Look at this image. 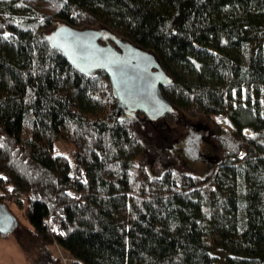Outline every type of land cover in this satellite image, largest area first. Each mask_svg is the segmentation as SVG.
Wrapping results in <instances>:
<instances>
[{"label": "trees", "instance_id": "trees-1", "mask_svg": "<svg viewBox=\"0 0 264 264\" xmlns=\"http://www.w3.org/2000/svg\"><path fill=\"white\" fill-rule=\"evenodd\" d=\"M59 24L152 52L172 114L118 113L103 71L49 45ZM181 114L212 126L203 178L159 159ZM0 202L32 264H60L54 244L72 264H264V0H0Z\"/></svg>", "mask_w": 264, "mask_h": 264}, {"label": "water", "instance_id": "water-1", "mask_svg": "<svg viewBox=\"0 0 264 264\" xmlns=\"http://www.w3.org/2000/svg\"><path fill=\"white\" fill-rule=\"evenodd\" d=\"M102 36L99 28L59 24L51 29L47 40L76 71L90 74L100 70L106 74L118 113L140 112L148 121L172 114V105L160 92L170 79L153 53L123 39L102 41ZM17 228L15 217L0 202V234Z\"/></svg>", "mask_w": 264, "mask_h": 264}, {"label": "rangeland", "instance_id": "rangeland-1", "mask_svg": "<svg viewBox=\"0 0 264 264\" xmlns=\"http://www.w3.org/2000/svg\"><path fill=\"white\" fill-rule=\"evenodd\" d=\"M177 120L173 138L164 136L155 140V145L161 148V150L157 149L158 152L163 155L159 154L161 156L159 159L167 160L175 170L203 178L219 158L217 147L211 139L212 126L206 119H196L182 114ZM225 121V119L220 120L219 125H225ZM57 148L70 160L68 154L72 149L70 144L58 139L53 142V152H57ZM8 209L18 222V228L12 233L0 235V264H32L35 255L34 243L26 227L24 228V221L19 211L13 206H9ZM52 248L55 252L54 245ZM211 254L216 258L214 264H226L223 251L213 250Z\"/></svg>", "mask_w": 264, "mask_h": 264}, {"label": "built area", "instance_id": "built-area-1", "mask_svg": "<svg viewBox=\"0 0 264 264\" xmlns=\"http://www.w3.org/2000/svg\"><path fill=\"white\" fill-rule=\"evenodd\" d=\"M54 247L56 249L55 253H56L57 258L59 259L60 264H72L75 262V260L72 257L63 253L55 244H54Z\"/></svg>", "mask_w": 264, "mask_h": 264}, {"label": "bare ground", "instance_id": "bare-ground-1", "mask_svg": "<svg viewBox=\"0 0 264 264\" xmlns=\"http://www.w3.org/2000/svg\"><path fill=\"white\" fill-rule=\"evenodd\" d=\"M117 39H123V38H117ZM123 40H126V39H123ZM127 41V40H126Z\"/></svg>", "mask_w": 264, "mask_h": 264}]
</instances>
